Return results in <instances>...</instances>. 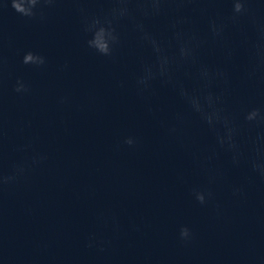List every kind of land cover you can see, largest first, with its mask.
<instances>
[{"label":"clouds","instance_id":"1","mask_svg":"<svg viewBox=\"0 0 264 264\" xmlns=\"http://www.w3.org/2000/svg\"><path fill=\"white\" fill-rule=\"evenodd\" d=\"M9 0H5V6ZM217 0H108L111 4L100 14L90 15L79 8L82 32L89 50L107 60L114 61L126 46L127 36L134 41L135 68L129 81L119 86H130L147 112L155 119L167 137L177 141L188 153L192 163L204 175V184L189 188L191 198L200 206L215 202L213 186L225 179L227 170L243 169V180L230 184L231 196L246 199L248 190L257 179L264 181V106L232 108L236 100L231 69L239 64L240 84L252 91H264V16L254 5L261 0H229L231 14L212 13L205 5ZM57 0H10L11 8L29 20L46 19L44 8L52 7ZM164 20L162 28L156 22ZM206 22L204 30L200 21ZM128 29L127 34L121 31ZM220 62H212L213 57ZM24 65L41 69L47 58L28 51L22 58ZM5 61L0 57V83ZM67 68V64L63 66ZM13 90L23 96L30 93V85L17 78ZM161 90H169L179 103V110L171 119H162L152 101L159 98ZM69 98H59L61 105ZM191 120L198 122L211 136L207 151L195 147L196 141L188 142L185 131ZM3 131L0 129V144ZM135 134L122 138L128 148L138 146ZM119 147V145H118ZM29 153L3 166L0 151V192L26 179L28 174L48 159L46 153L37 152L29 141L16 149ZM219 210V205H216ZM112 227L119 229V220L112 216ZM178 238L191 244L195 233L187 225L178 228ZM108 243L96 234H90L87 247L103 252Z\"/></svg>","mask_w":264,"mask_h":264}]
</instances>
